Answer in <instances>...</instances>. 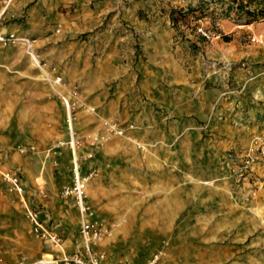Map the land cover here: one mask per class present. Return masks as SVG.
Returning <instances> with one entry per match:
<instances>
[{"label":"crops","instance_id":"0c3cea01","mask_svg":"<svg viewBox=\"0 0 264 264\" xmlns=\"http://www.w3.org/2000/svg\"><path fill=\"white\" fill-rule=\"evenodd\" d=\"M140 1L136 9L114 13L119 18L112 25L108 22V50L93 55L83 51V42L74 39L73 46H68L66 39L96 29L105 19L103 14L111 10L106 9V0H0V35L31 38L38 57L50 62L57 74L79 82L82 92L89 94L86 102L98 109L96 116L81 109L72 112L75 137L82 140L77 153L79 157L91 155L78 162L80 173L100 172L88 184L87 200L97 220L107 227L108 222L120 225L97 243L94 252L103 255L101 264H144L145 258L134 254L145 250L144 242L130 241L158 236L171 239L170 252L200 251V264H264V196L252 194L241 200L234 181L219 179L211 189L202 185L200 196L194 195L192 165L178 164L172 158L191 156V145L184 143L183 150L165 146L180 137L190 139L187 131L196 120L191 114L172 112L181 102L191 104L192 72L184 63L190 55L188 47L204 45L193 36L180 39L171 12L197 8L206 0H154L150 6L147 0ZM229 19L219 20L221 34H231L229 39L206 44L199 54L201 60L225 66L264 62V51L240 42L239 35L247 29L240 31L243 26L233 13ZM21 46L0 43L1 264L21 258H27V264L45 258L61 260L81 243L78 210L72 199L61 195L62 185L71 180L73 165V154L66 146V106L34 81L38 74L33 55L28 59ZM252 69L238 68L256 84L264 71ZM22 93L27 95L21 98ZM203 94L208 107V90L202 89ZM216 105L220 111L210 118L217 124L213 129L219 138L239 141L233 148L245 137L264 140V103L260 110L249 107L232 119L223 110H239L240 102L231 104L222 98ZM154 109L160 111L154 113ZM204 116L209 124V117ZM103 118L133 124L135 129L127 131V138L113 137L95 149L91 142L105 134ZM56 141L63 143L58 150L53 147ZM136 142L156 146L144 153ZM18 146L25 152L19 153ZM5 173L18 175L22 193L7 189L10 185L2 179ZM32 209L39 212L49 232L61 237L60 247L33 232L26 217Z\"/></svg>","mask_w":264,"mask_h":264},{"label":"rangeland","instance_id":"374dc122","mask_svg":"<svg viewBox=\"0 0 264 264\" xmlns=\"http://www.w3.org/2000/svg\"><path fill=\"white\" fill-rule=\"evenodd\" d=\"M10 1V0H9ZM187 1V0H184ZM209 1V3L214 4L213 7L207 8V6H204V10L207 14H211L212 16H216L217 18L215 20H220V14L217 9L218 6H223L226 9L233 8L235 4H245V6H250L252 10H258L264 13V0H206ZM206 1H200V3L209 4ZM154 0H147L146 3L150 5H153ZM238 2V3H237ZM141 3L140 0H106V9H111L108 13L103 14L102 17L105 19L100 20L101 24L94 30L87 32L85 34L77 35V37H72L71 39H66V45L73 46L70 43L75 39L77 41L83 42L84 52H89L90 54L93 53V55H97V53H102L104 50H108V22L110 25H112V22L117 21L119 16L115 15L116 11L118 12H125L126 9L132 10V7L136 9V6ZM216 4V5H215ZM210 5V4H209ZM109 6V7H108ZM207 8V9H206ZM130 12V11H129ZM131 13V12H130ZM114 14V15H111ZM133 16L131 15L130 19H132ZM211 20H209V17H206L202 19L203 23L205 24L206 28H211ZM228 20V19H223ZM230 21V19L228 20ZM236 22V20H235ZM188 25H182L179 23V26L173 28L176 31L177 36L182 39L183 41L185 39H188L187 37L193 36L196 38H199V41L204 43L202 46H195V48L188 47V59L184 63L186 67L189 68V71L192 72L191 81L190 84H192V92L188 93L190 94L191 104L188 106V102H181L176 106V109L174 110L175 115H183V114H191L190 117H194L196 120L195 122L190 123L191 129L188 132V135L190 139L188 140H182L180 137L178 141H174L173 143L167 144L165 143V146H170L171 149H174L175 147L180 148L183 150L186 145H191V156H174L172 157L177 161L178 164L183 165H192V180L194 184V195L200 196V187L205 185V187L209 186L211 187L215 184L216 179L219 180H231L234 181L239 186L240 189V197L241 200L246 196H253L256 194L257 196H264V154L260 153V147H264V140L262 139H255L254 141L247 140L246 137L240 140V146H235L233 148V144L239 142L232 139H226V138H219L216 134H214V131L216 132V129H213V126H216L217 124L214 123L210 117L217 116V112L220 111V107L216 105L217 99L224 98L228 103L230 102L233 104L234 102H240L241 107L239 110L234 109V111L231 108H227L223 111H225L226 115H229L230 119L233 115H237L239 113H245L249 107L256 106L258 110H260L263 107L264 103V75L259 76L257 79L258 81L256 84L254 81H249L248 72L239 71L240 69L256 68V70H262L264 71V62L260 64L252 63L250 66L242 65L244 62L241 61L240 63L232 64L225 66L222 62H216L215 60L213 62H207L204 60H201L199 54L201 52V48L209 45L210 42H212L215 39H202L199 36H197L194 33V23L195 20L189 22ZM237 24H240L239 26L242 29L239 35V40L243 45H249L255 47L259 51H264V20L258 21L256 23H252L254 26L252 28H246L245 26L250 24H245V22H237ZM226 25L233 27L231 23H227ZM116 31V33H120V30H112ZM220 33H222V30H219ZM14 34V33H11ZM8 34H4L3 36H7ZM17 35V34H16ZM262 36L261 42H249V37L251 36ZM18 36V35H17ZM231 36V34L222 35L220 38L229 39L228 37ZM29 38V37H28ZM219 38V39H220ZM31 40V38H29ZM33 41V40H31ZM2 44V43H1ZM3 45V44H2ZM20 46L19 44H17ZM3 46H9V45H3ZM13 46V45H12ZM22 50L24 51L25 55L30 57V51L26 49L25 47L21 46ZM32 55L35 56V58L39 61L40 67H38L37 60L34 58V63L36 66H34V69L36 71L37 80H34L38 83L43 84L49 89L50 95L52 99H56L58 102L63 103V97L67 96L72 99V101L75 102V105L73 109L78 110H86L91 115H98V109L96 107H93L92 105L88 104L85 100V96L89 95L88 92H82V86L77 81L67 80L63 75L57 74L55 72V67L50 64V62H46L44 60H41L37 53L36 49L33 46L32 43ZM88 53V54H89ZM64 64H62L63 66ZM222 71V72H219ZM61 79V82L59 85H54L53 81L54 79ZM253 83V84H250ZM202 89L208 90V107H206L204 104V94L201 95ZM256 91H259L256 93ZM72 92H75L76 95ZM27 94L22 93L21 98H24ZM253 95H257L255 99H253ZM256 104H254V103ZM160 111L159 109H154V113ZM208 112V114H207ZM222 112V111H221ZM205 115L209 117V124L204 122ZM203 119V121L201 120ZM215 121H217V118L215 117ZM101 125L103 128V131L105 132L104 135L100 136L97 135L95 138V144L92 145L93 148L97 149L100 145L106 142H110V140L113 137H120V138H127V131L135 129V125L133 124H120L115 121H110L106 119H102ZM232 126V125H231ZM179 132H183V130H178ZM80 142V146L82 144V140L78 139ZM29 141L30 140H25ZM32 142V141H31ZM59 141H56L53 145L55 149L58 150V148L61 147V144L58 143ZM186 144L183 147V144ZM59 144V145H58ZM177 146H176V145ZM246 145V146H244ZM65 146V145H64ZM79 146V148H80ZM135 146L144 151V153H147L148 149L155 147L156 145H152L150 143L146 142H136ZM244 146V147H243ZM19 153H24L25 149L23 147H17L16 148ZM29 150L33 151L34 147H29ZM81 161L85 162L87 161L88 155H81ZM92 174L90 179L88 180V184L98 178L100 176V172L96 170H90L85 172L84 174L81 173L83 176H89ZM120 174L118 175L119 179ZM3 179V177H2ZM71 180L68 184H70ZM3 182V181H2ZM5 182V181H4ZM204 182V184L202 183ZM7 183V182H5ZM4 183V184H5ZM65 184V185H68ZM65 185H62L65 186ZM61 187V189H62ZM8 190H12L11 186L7 188ZM9 190V191H10ZM245 191H249L246 195H244ZM87 192V191H86ZM198 192V193H197ZM253 194V195H252ZM242 208H244V201L242 202ZM263 225V224H262ZM120 225L119 223H113L108 222V228H109V234L108 236L104 237H110L112 233L119 229ZM258 229H262L259 227ZM103 238V239H104ZM142 238V237H141ZM181 238V237H178ZM136 240H138V243L144 242L145 250H138L135 251V257L136 258H145V261H147L151 255L155 253H159L161 256V263L160 264H200V257L201 252H170L168 249L170 248L171 239L169 237H158L154 236L152 238H143L138 239L135 237H132L131 244H135ZM133 247V245H132ZM199 248V246H198ZM121 252H119L120 254ZM187 257H186V256ZM192 258V262L190 258ZM29 263L27 258H21L15 263L12 264H27ZM1 264V262H0ZM145 264V263H144Z\"/></svg>","mask_w":264,"mask_h":264},{"label":"built area","instance_id":"2783aa9c","mask_svg":"<svg viewBox=\"0 0 264 264\" xmlns=\"http://www.w3.org/2000/svg\"><path fill=\"white\" fill-rule=\"evenodd\" d=\"M214 1V0H213ZM238 3V2H237ZM231 13L236 17V4L233 7ZM245 9H249L247 6ZM237 18V17H236ZM210 20V19H209ZM194 33L202 39H218L221 37L219 30L221 29L218 20H211V28H206L202 20L195 21L194 23ZM262 36H251L249 37V42L257 43L261 42ZM0 43L3 45H23L26 49L31 52L32 41L28 37L17 36L16 34H8L7 36L0 35ZM29 53V54H30ZM33 54V53H32ZM34 56V55H33ZM35 58V56H34ZM36 59V58H35ZM37 60V59H36ZM38 67L40 63L37 60ZM61 79H54L53 84L59 85ZM74 96L75 92H72ZM63 102L66 106V130L69 134V141L66 146L69 147L73 154V165H72V181L70 184L65 185L61 189V195L65 198H70L73 201L74 206L77 208L79 213V227L78 234L81 243L76 252L68 255H64L61 260H56L52 258H45L33 262L32 264H101L103 255H96L94 252V247L97 243L104 237L108 236L109 228L101 221L97 220L95 213L87 200V183L92 174L89 176H83L80 173L78 162L81 160L77 153V149L80 146L79 140L75 137L74 129V116L73 107L75 102L70 99V97L62 96ZM63 145V143H60ZM92 145L95 144V139L91 142ZM260 153L264 154V147H260ZM88 155L87 158H90ZM3 179L9 183L11 189L17 193H22V188L20 186V179L17 174L5 173L3 174ZM27 219L33 225V232L42 240L50 241L54 247H60L62 245V239L59 235L49 232L39 220V212L35 209L28 210ZM161 256L159 253L151 255V257L145 262V264H160Z\"/></svg>","mask_w":264,"mask_h":264},{"label":"trees","instance_id":"16d2710c","mask_svg":"<svg viewBox=\"0 0 264 264\" xmlns=\"http://www.w3.org/2000/svg\"><path fill=\"white\" fill-rule=\"evenodd\" d=\"M204 6L213 7L214 4L211 3L209 4H204L201 3L197 8H192L188 7L186 10H176L171 12V21L173 26L177 27L179 26V23L182 25H188L190 24L189 22L195 20H202L206 17H209V19H216V16H212L211 14H207L206 11L204 10ZM219 8V13L218 16L220 15L222 19H229L230 14H231V9H226L223 6H218ZM245 4H236V17H237V22H245V24H252L256 23L258 21H263L264 20V13L258 10H252V9H245ZM204 8V9H203ZM206 8V9H207Z\"/></svg>","mask_w":264,"mask_h":264}]
</instances>
